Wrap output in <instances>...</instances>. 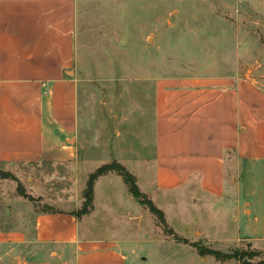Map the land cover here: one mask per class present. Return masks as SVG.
Wrapping results in <instances>:
<instances>
[{
	"label": "crops",
	"instance_id": "crops-1",
	"mask_svg": "<svg viewBox=\"0 0 264 264\" xmlns=\"http://www.w3.org/2000/svg\"><path fill=\"white\" fill-rule=\"evenodd\" d=\"M77 6L78 0H0L1 166L79 158ZM230 68L210 77L155 79L152 95H134L135 111L150 114V127L137 134L138 145H121L104 164L120 163L137 183L135 164L143 163L155 187L183 188L188 200L211 212L232 200L235 243L264 251V85L253 72L240 76L235 65ZM143 96H150L146 104ZM115 177L137 201L123 177L109 171L95 180L85 218L61 207L60 198L51 200L50 210L27 205L16 226L0 227V264H127L134 239L113 231L103 211V222L94 216L95 183L105 178L104 208L113 211ZM95 228L109 233L99 235ZM122 229L145 232L142 221Z\"/></svg>",
	"mask_w": 264,
	"mask_h": 264
},
{
	"label": "rangeland",
	"instance_id": "rangeland-1",
	"mask_svg": "<svg viewBox=\"0 0 264 264\" xmlns=\"http://www.w3.org/2000/svg\"><path fill=\"white\" fill-rule=\"evenodd\" d=\"M77 14L79 158L57 165H0L1 228L16 226L21 213L29 210L27 205L37 211L54 209L53 198L85 218L92 209L80 213L88 172L106 163L121 145H138L136 136L150 127L151 117L135 111L139 101L134 95H152L155 79L216 76L230 72L231 64L240 76L253 72L264 85V0H78ZM148 97L143 96L144 104ZM135 168L140 176L137 186L162 210L167 227L131 199L116 177L111 184L117 193L111 197L113 211H107L102 195L106 180L95 183V219L103 222V211L115 226L110 230L134 239L127 264H242L264 259L259 245L235 243L232 200L211 212L206 204L188 200L183 188L155 187V176L143 163ZM140 221L145 232L122 229ZM194 245L228 254L237 251L240 258L221 262L201 255Z\"/></svg>",
	"mask_w": 264,
	"mask_h": 264
},
{
	"label": "trees",
	"instance_id": "trees-1",
	"mask_svg": "<svg viewBox=\"0 0 264 264\" xmlns=\"http://www.w3.org/2000/svg\"><path fill=\"white\" fill-rule=\"evenodd\" d=\"M109 171H115L118 174H120L123 177V180L130 192V194L142 205L148 208V210L157 218L159 223L163 227H167L164 213L161 209H159L151 199H149L137 186L135 177L126 170V168L121 165L120 163L113 161L111 163L103 164L96 168L92 173L89 174L86 186L83 190V202L82 207L80 209L81 214L88 213V211L91 209L92 206V200H93V185L95 180L100 177L101 175L106 174ZM5 176H11L9 173H4ZM19 187V186H18ZM20 195L26 197L25 192L23 190L20 191ZM77 215V214H76ZM197 247L198 253L201 255H213L217 260L219 261H225L229 260L231 258L238 259L240 258L239 253L235 251L232 254L224 253L220 250H215L211 248H204L198 245H194ZM257 255L256 251L251 253V256ZM239 260V259H238ZM242 263V262H241ZM242 264H264V259L262 261L256 262V263H242Z\"/></svg>",
	"mask_w": 264,
	"mask_h": 264
}]
</instances>
